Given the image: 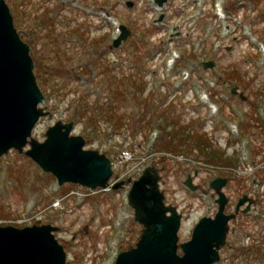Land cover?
<instances>
[{
    "label": "rangeland",
    "instance_id": "rangeland-1",
    "mask_svg": "<svg viewBox=\"0 0 264 264\" xmlns=\"http://www.w3.org/2000/svg\"><path fill=\"white\" fill-rule=\"evenodd\" d=\"M5 2L30 47L45 97L41 106L51 114L38 121L32 136L42 142L57 121L73 122L71 134L84 139L85 150L112 160L124 148L135 156L159 148L163 121L170 118L205 132L212 148L237 160L234 166L222 165L230 179L223 190L230 201L226 212L242 194L255 198L249 215L230 223L217 264H264V0H166L159 10L154 0ZM212 3L223 9L222 19L215 18ZM160 14L164 19L156 22ZM113 23L130 32L118 49L111 47ZM208 61L215 66L205 70L201 63ZM231 89L238 93L232 95ZM117 114L121 123L108 118ZM231 126L237 135L228 132ZM152 130L158 131L156 138L148 136ZM184 152L206 163L203 156ZM248 163L260 168L247 176L235 174ZM154 165L166 203L183 214L178 236L185 242L198 220L215 210L208 181L216 173L197 169L193 183L199 190L191 192L183 183L194 169L172 161ZM128 190L129 185L95 193L77 185L59 187L29 158L10 151L0 157V225L56 227L66 264H113L140 235L126 203Z\"/></svg>",
    "mask_w": 264,
    "mask_h": 264
},
{
    "label": "water",
    "instance_id": "water-1",
    "mask_svg": "<svg viewBox=\"0 0 264 264\" xmlns=\"http://www.w3.org/2000/svg\"><path fill=\"white\" fill-rule=\"evenodd\" d=\"M166 0H155L158 6ZM128 7L132 3H127ZM163 17L161 16L159 20ZM122 34L113 41L120 46L129 32L122 27ZM29 47L20 39L10 10L0 0V156L11 148L32 159L44 172L57 178L58 185L77 184L90 190L105 188L113 172L110 160L98 151L83 150L84 140L70 136L73 124L57 122L48 127L45 140L39 142L31 132L40 117L49 115L38 104L44 97L33 75V62ZM205 69L213 63H204ZM236 91L233 89L232 93ZM30 149L24 151V147ZM158 168H145L135 181L119 182L117 190L131 182L127 194L128 205L134 213V221L142 226L140 236L132 248L120 252L114 264H214L219 261V250L226 244L228 222L235 215H225L227 198L222 193L226 179L217 178L209 183L218 195V210L214 217H203L192 230L189 241L178 243V230L182 215L175 206H165V196L159 190ZM184 185L192 191L196 188L188 177ZM248 201L242 212L249 210L253 200L242 197L237 209ZM169 214V215H168ZM50 225L25 227H0V264H65V252L58 244ZM178 249L183 255H177Z\"/></svg>",
    "mask_w": 264,
    "mask_h": 264
},
{
    "label": "trees",
    "instance_id": "trees-1",
    "mask_svg": "<svg viewBox=\"0 0 264 264\" xmlns=\"http://www.w3.org/2000/svg\"><path fill=\"white\" fill-rule=\"evenodd\" d=\"M238 11L239 9H236L237 15ZM136 82L134 81V84ZM108 118H112L111 121L114 123L122 122L121 115L119 114L108 116ZM163 122L164 128L161 130L164 133V137L161 143H158L157 147L173 153L186 151V154H190L191 152H195L197 156H203L209 163H218L226 166H234L236 163L235 158L225 157L224 153L219 149L212 148L213 142L206 133L192 129L191 125L179 122L175 118H170ZM146 139L147 135L144 134V140Z\"/></svg>",
    "mask_w": 264,
    "mask_h": 264
},
{
    "label": "built area",
    "instance_id": "built-area-1",
    "mask_svg": "<svg viewBox=\"0 0 264 264\" xmlns=\"http://www.w3.org/2000/svg\"><path fill=\"white\" fill-rule=\"evenodd\" d=\"M130 159V155L128 153H123L120 157H119V162H122V161H126Z\"/></svg>",
    "mask_w": 264,
    "mask_h": 264
},
{
    "label": "flooded vegetation",
    "instance_id": "flooded-vegetation-1",
    "mask_svg": "<svg viewBox=\"0 0 264 264\" xmlns=\"http://www.w3.org/2000/svg\"><path fill=\"white\" fill-rule=\"evenodd\" d=\"M244 195V194H243ZM246 195V194H245ZM235 210V208L233 209V211Z\"/></svg>",
    "mask_w": 264,
    "mask_h": 264
}]
</instances>
